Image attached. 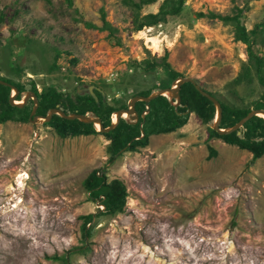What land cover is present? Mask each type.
I'll use <instances>...</instances> for the list:
<instances>
[{
    "label": "rangeland",
    "instance_id": "1",
    "mask_svg": "<svg viewBox=\"0 0 264 264\" xmlns=\"http://www.w3.org/2000/svg\"><path fill=\"white\" fill-rule=\"evenodd\" d=\"M130 1L0 0V76L71 94L94 84L113 103L154 81L129 60L166 51L172 68L218 97L258 95L255 78L227 86L246 59L231 24L196 13L242 7L249 29L264 19V0H184L177 14L140 28L160 38L156 51L131 20L161 0ZM101 9L111 33L84 24L99 26ZM252 48L264 56V43ZM107 142L100 133L59 137L41 119L0 122V264H264V154L249 162V151L208 135L193 112L109 162ZM207 145L216 150L209 158ZM98 167L125 185L121 212L100 213L88 197L81 180Z\"/></svg>",
    "mask_w": 264,
    "mask_h": 264
},
{
    "label": "trees",
    "instance_id": "2",
    "mask_svg": "<svg viewBox=\"0 0 264 264\" xmlns=\"http://www.w3.org/2000/svg\"><path fill=\"white\" fill-rule=\"evenodd\" d=\"M130 1V0H128ZM154 0H131L130 3L139 8L141 4L150 3ZM184 0H161L156 11L145 12L141 15L135 14L132 18V29L142 30V26L156 24L165 19L166 15L177 14ZM70 4V0H67ZM242 7L234 6L231 13H216L212 11H198V16H207L215 18L223 23H229L232 26V35L235 40H239L245 45L246 59L240 64L237 73L227 82V86L233 89V85L241 82L249 83L255 78L260 90L258 95L248 102H236L225 97H218L211 91L207 92L217 98L220 104V119L218 126L220 128L228 127L246 114L251 108H261L264 110V56L257 53L252 48L253 44L264 43V19L259 23L253 24L249 29L245 28L239 17ZM101 24L98 26L92 22L84 21L85 26L96 29H107L108 33L113 31V27L105 20L104 12L100 10ZM53 60L47 66V70L56 67ZM73 62L75 58L71 59ZM129 65L134 71L143 75L152 74L154 81L147 87L134 89L127 96L147 95L152 90L164 88L170 85V82L180 72L171 67L166 60V51L163 54L148 55L141 61L136 59L129 60ZM0 79L6 83H0V122L5 120L26 121L28 113L32 106V99L28 98L22 106H16L8 103L7 97L10 93V86L16 89L14 99H20V93L25 90L23 84L18 80H13L6 76H0ZM28 90L32 91L36 98L34 113L44 115L48 108L57 106L63 112L87 113L99 118L102 127L107 126L112 119L113 112L118 108H126V100H120L113 97V103L105 100L104 92L98 85H92L91 91L88 89L79 90L74 87V92L61 90L53 85H46L37 90L34 81L30 78ZM179 100L173 104V98L168 99L165 95H155L148 101L135 100L133 108L137 114L134 121L119 116L116 123L108 130H97L91 121H80L77 118H64L56 113H52L46 121L59 137L100 133L108 142L105 150L108 153L107 161L113 159L121 150H132L136 146H143L147 143L150 134H165L184 124L188 114L193 112L201 122L207 124L208 135L221 138L228 144L236 145L238 148L246 149L250 152L249 162L264 154V119L260 115H251L240 127L235 130L217 133L211 129L208 124L214 116V106L212 102L200 94L190 81H183L178 85ZM126 98V99H127ZM147 105V110L141 115V111ZM141 134V135H140ZM206 157L216 154V150L211 145H207ZM81 183L87 191L88 197L97 200L102 208H98L100 213L112 215L121 212L125 202L126 189L123 182L112 177L107 179L101 167L92 168L82 178ZM92 217V213L83 216L81 225L82 234L89 233L86 223ZM66 260L65 256H62Z\"/></svg>",
    "mask_w": 264,
    "mask_h": 264
},
{
    "label": "water",
    "instance_id": "3",
    "mask_svg": "<svg viewBox=\"0 0 264 264\" xmlns=\"http://www.w3.org/2000/svg\"><path fill=\"white\" fill-rule=\"evenodd\" d=\"M183 81H190L194 84V87L198 90V92L202 95H204L205 97H207L213 104L214 106V116L212 118V120L210 121V123L208 124V126L213 129L214 131H216L217 133H223V132H228V131H232L237 129L238 127H240L242 125V123L249 118L251 115L255 114V115H260L263 119H264V110L261 108H251L250 110H248L246 112V114H244L243 116H241L237 121H235L232 125L228 126V127H224V128H220L218 126V122L220 119V104L217 100V98H215L213 95L209 94L207 92V90L203 89L199 84H197L195 82L194 79H192L189 76H176L175 78H173L170 82V85L168 87H164V88H157L155 90H152L151 92H149L147 95H133L130 96L127 100H126V108H118L116 109L113 114H114V120L110 121V123L107 126L102 127L99 121V118L95 115H89L87 113H76V112H68L65 113L63 112L59 107L57 106H53L48 108L47 112L44 115H39V114H35L34 110H35V106H36V98L33 94L32 91L30 90H25L24 93L22 94V96L20 97V101L19 102H15L14 101V94L16 93V89L13 86H10V88H12V92L9 93L7 100L8 103L10 104H14L16 106H22L23 103L26 101V99L28 98V96H30V98L32 99V106L31 109L28 113V117L27 120L31 121V122H35L38 119H41L42 121H47L50 117V115L52 113H56L64 118H77L80 121H91L93 124L96 122L97 124V130H108L110 128L113 127V125L116 123V121L118 120L119 116L125 117L127 119H129L130 121H134L137 118V114L133 108V102L135 100H143L144 102L148 101L149 99H151L152 97H154L155 95L161 94V95H165L168 99L173 98L174 100L172 101L173 104H177L178 100H179V95H178V85L183 82ZM0 83L5 84L6 82L0 79ZM88 90L91 91V85L88 86ZM147 110V105H145V108L141 111V115L143 113H145ZM122 112L125 113L126 116L122 115ZM141 135V134H140Z\"/></svg>",
    "mask_w": 264,
    "mask_h": 264
},
{
    "label": "bare ground",
    "instance_id": "4",
    "mask_svg": "<svg viewBox=\"0 0 264 264\" xmlns=\"http://www.w3.org/2000/svg\"><path fill=\"white\" fill-rule=\"evenodd\" d=\"M147 30H149V28H144L142 30H139L138 33L143 34L145 40L148 41V46L151 48V50L156 51L159 48V45H160V38L158 36H154V35H151V34H147V32H146ZM14 101L15 102H19L20 99L19 100H15L14 99ZM122 115L123 116H126L124 112H122ZM113 118H115L114 117V114H112V121H113ZM94 126H95V128H97L96 122L94 123ZM22 176L26 177L27 174L24 173Z\"/></svg>",
    "mask_w": 264,
    "mask_h": 264
}]
</instances>
